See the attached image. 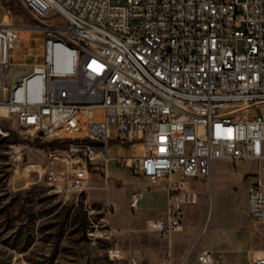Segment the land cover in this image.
Instances as JSON below:
<instances>
[{"label": "built area", "instance_id": "built-area-1", "mask_svg": "<svg viewBox=\"0 0 264 264\" xmlns=\"http://www.w3.org/2000/svg\"><path fill=\"white\" fill-rule=\"evenodd\" d=\"M21 1L44 33V59L7 84L22 37L0 4V136L48 143L41 176L54 192L86 189L91 166L112 160L163 181L165 214L148 229L168 242L171 264L183 207L198 202L194 179L210 180L218 160H250L264 173V113L251 112L264 109V0ZM123 145L132 152L111 153ZM145 194H131L132 209ZM247 211L264 223L260 179ZM199 262L214 259L203 251Z\"/></svg>", "mask_w": 264, "mask_h": 264}, {"label": "rangeland", "instance_id": "rangeland-1", "mask_svg": "<svg viewBox=\"0 0 264 264\" xmlns=\"http://www.w3.org/2000/svg\"><path fill=\"white\" fill-rule=\"evenodd\" d=\"M0 4L2 16L21 27L22 43L7 71L12 85L43 62L44 33L21 0ZM131 152L127 145L111 149L112 154ZM45 160L43 149L0 136V264H130L131 256L140 264H168V242L148 229V219L164 209V193L153 192L164 188L163 181L151 183L112 160L91 166L86 189L54 192L41 176ZM259 177L264 186V173L253 161L218 160L210 180L194 179L198 202L183 207V229L170 241L171 264H202L203 251L212 254L214 264H251L264 255V223L254 221L246 205L248 187ZM136 189L146 194L135 210L130 197ZM115 246L124 250L123 258L110 257Z\"/></svg>", "mask_w": 264, "mask_h": 264}, {"label": "trees", "instance_id": "trees-1", "mask_svg": "<svg viewBox=\"0 0 264 264\" xmlns=\"http://www.w3.org/2000/svg\"><path fill=\"white\" fill-rule=\"evenodd\" d=\"M10 139L13 142L17 143H25L28 142L30 145H33L34 147H39L41 149H44L47 146V142H41L38 138H35L33 140H25V139H20L18 134L14 131H12Z\"/></svg>", "mask_w": 264, "mask_h": 264}, {"label": "crops", "instance_id": "crops-1", "mask_svg": "<svg viewBox=\"0 0 264 264\" xmlns=\"http://www.w3.org/2000/svg\"><path fill=\"white\" fill-rule=\"evenodd\" d=\"M113 148V147H112ZM111 148V149H112ZM262 177H259L258 179H261ZM192 183H195L194 181H192ZM191 183V184H192ZM156 191H161V192H163L164 193V204L160 207V209H162V208H164L163 209V212H161L159 215H155V216H152V217H150L149 219H148V221L149 220H151V219H156V218H159V217H161V216H163L164 214H165V209H166V204H167V193H166V191H165V189L163 188V189H158V190H155V191H153V192H156ZM151 192V191H150ZM217 203H218V205L220 206V205H222L221 203V200H220V195L218 194L217 195ZM246 205H247V199H246ZM152 215H154V214H152ZM183 226H184V217H183ZM183 229V228H182ZM205 230V229H204ZM204 232V231H203Z\"/></svg>", "mask_w": 264, "mask_h": 264}, {"label": "water", "instance_id": "water-1", "mask_svg": "<svg viewBox=\"0 0 264 264\" xmlns=\"http://www.w3.org/2000/svg\"><path fill=\"white\" fill-rule=\"evenodd\" d=\"M186 262V261H185ZM185 262H184V264H185Z\"/></svg>", "mask_w": 264, "mask_h": 264}]
</instances>
